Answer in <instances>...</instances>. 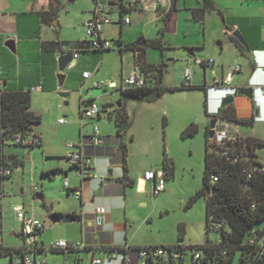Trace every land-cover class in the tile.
Segmentation results:
<instances>
[{
  "label": "crops",
  "instance_id": "crops-1",
  "mask_svg": "<svg viewBox=\"0 0 264 264\" xmlns=\"http://www.w3.org/2000/svg\"><path fill=\"white\" fill-rule=\"evenodd\" d=\"M74 1L75 0H69V2ZM142 1H144V4H139L137 8L129 9L126 7V12L121 15L120 9L123 8V6L125 7L132 2ZM213 1L217 10L209 13L207 17H213L214 15H217L214 17H220L224 24L222 35H224L226 39L216 41L215 47H218L217 49H209V46L207 47V44H204L202 48L197 50L203 55L194 58V62L196 59L214 60L216 65L215 74H213L212 67L201 66L204 71L205 78L203 82L199 84L201 87L206 86L207 88V91H205L206 104L208 97L211 100L219 98L224 94L219 91L208 92L209 88H213L216 81L223 82L229 76H232V82L230 84L232 88L244 87L246 85L256 86L264 84V54L258 53L264 52L263 31L261 29L258 30L259 33L257 34V37L252 33V29L254 28L250 29V27H248L247 30L243 32L244 36L249 41L252 52L256 56L255 63H257L255 68L250 66L252 70L244 76V67L239 65V61L243 59L244 55L231 39L235 31L242 29L240 23L236 22V20L232 17L235 12L233 7L235 0H227L228 2L225 4H223V1ZM94 2L97 4L96 0H94ZM109 2H116L118 4L116 7H118L120 15L123 17H120V21L118 23L120 27L117 28L116 31L109 29V25L105 28L103 36L107 40H110L111 43L116 41L121 42L120 55L122 57L123 51L131 52L127 51V44L139 42L141 45L140 47L142 48L147 46V41L160 39V37L150 39L147 36L146 29L152 24L150 17L154 14H159L160 11L164 10L167 15H172V12L176 8V2L173 3V1L171 2L170 0H104L102 4L108 7ZM195 2V6L192 4L189 6V10L192 14L193 10L201 8L203 5L202 0H196ZM61 6L62 0H0V86L6 91H30L32 94L31 110L42 118L41 124L35 130V132L41 137L40 146L34 148L33 150H28L23 147H8L5 149L6 155L9 156L11 162L13 163V174L11 178L6 179L3 182V192L5 194L3 204L4 215L0 221V233L5 230L4 217L6 211L8 209H12L13 205L19 204H13L12 202H8L6 200L7 195L5 192V182L15 178L16 169L18 167L23 166V169L27 170L26 164L31 163L35 166L36 170L38 169L36 166L37 162H39V154L43 153L46 155L50 152L49 147L51 141H48V139H52V137H54L46 124L53 125L55 127H59L58 125H66L59 123L60 120H66L67 117H60L65 112L62 108V101L57 97L60 92H69L71 94L69 97L70 99L68 103L66 102L67 104L65 103V105H71L72 99H74L75 105V109L73 110L74 113H69L72 118V122H70L69 126L70 129H76L78 131V136H72L73 142L66 145V148L70 150L68 155L73 152H82L86 156L90 157L93 161L94 172L105 180L102 181L100 179L81 178L78 176L77 171L70 168L66 163L64 166L59 164L58 167L52 165H50V167L42 165L40 174H47L51 176V178L58 177V175L56 176V174H54L55 170H62L63 177L65 180L68 179L70 184V189H67L64 183V189L71 197L70 199L74 198L79 202L73 205L69 203L61 205L60 202L58 203L61 205L59 207L54 204L51 207L52 213L49 212L48 215L45 216L38 210V207L34 205V201L37 199V196L43 193V191H39L37 194L34 192V187H36L34 184L36 182L35 178L37 177V174L35 173V169H32L31 176L33 182V200L29 204L23 202L20 205H24L28 211H33L35 216L45 224L44 232L40 235V245L43 249L41 250L40 255H38L36 264H39V262L40 264H49V261L47 260L49 255L55 257V264H84L93 258L103 259V264H121L122 261L120 258L116 259L117 261L107 259L108 253L105 250L117 248L127 250L126 255L123 254L126 258V264H135L132 260V257L134 256L133 252H131L132 248L159 247L148 245L149 243H135L137 236L142 231H148L149 226L153 224L155 220L156 209L149 214L145 213L141 215H137L136 212L133 211L138 204L145 206V203L144 201H141V198L150 193L151 190L153 195V182L144 180L145 174L153 171H146L144 175H140L134 172L130 166H127L130 181L126 182L124 180V170H113L111 162L116 152L120 149L121 144L117 128L116 132L110 133L109 131H105L99 127L101 136L103 137V143L99 146H95L91 143L89 138L93 135L94 124L100 125L99 123L102 122L103 119L113 118L112 110H110L109 107H107V104L102 101L106 97H109L118 91H97L93 87L94 83L99 81H112L118 83L116 80L106 77L107 73H101V68H103L102 58H114V55L105 57V53L110 51L113 48V45L111 49L103 53L88 49L87 45L81 46V43L83 42L74 43L75 41L70 42L72 43L71 46L69 45L66 49H62L60 46L62 41L60 40V37L57 38L53 24L54 21H57L59 18ZM171 7L172 9H170ZM113 8L108 11L110 16L113 13ZM135 14L139 15L141 18H139L141 22L138 24H134L133 17ZM93 16L94 11L90 12V16L85 20L87 21ZM229 16H231L230 20ZM159 17L160 16H158V19ZM125 18H130L131 23L125 24L123 22V19ZM112 24H114L113 20L111 25ZM126 28H129L128 33L130 35L128 40L125 39ZM9 40L15 41V52H11L6 47V43ZM68 42L69 41L66 43ZM46 43H54L55 50L45 48L44 44ZM70 52L75 53L77 55V59H75L72 66L66 71L64 85L60 87L58 80V59L62 55ZM194 52L195 51H193L192 56H194ZM131 53L134 54V52ZM226 54H229L230 56ZM147 57L148 52H146V59ZM93 58H101L95 67L93 64ZM147 62L149 63L148 59ZM189 62L191 61L188 60V63ZM232 63H235L236 65L232 67ZM238 67L241 68L240 71H236V68ZM134 68L135 65L133 69ZM209 71H211L214 76V81L212 83L208 81ZM86 72L91 74L89 79L84 78V73ZM254 72L255 74L252 76ZM113 75V73H109L108 76ZM128 76L129 74L126 75V73L122 72L121 81ZM237 76L240 77L238 78ZM182 80L183 73L181 75V81ZM38 87H41V90H36ZM256 96L258 105H260L262 109L261 116L259 117L263 120L264 99L259 91ZM91 99H97L103 109L102 114L96 119H88L82 116L81 111L84 106L83 104L87 103V101ZM254 106L255 105L250 102L248 104V109H250V111L247 112L248 114L245 117H243L240 115L238 107L235 105L238 117L240 119H249L252 117L251 119L253 120L255 118H259L256 117L255 114L250 116ZM214 109L215 106H211L209 110L213 111ZM75 111L79 113L81 121L78 119L79 117H76ZM58 133L59 132L56 134L57 137ZM75 143L80 145L74 149H70L69 145ZM110 171H112V175L108 177V173L110 174ZM25 172L26 171H24V173ZM109 178L116 181L107 183L106 181ZM168 178H170V176ZM76 190H79L82 194L80 199L76 198L74 195ZM166 190L167 188L160 195L166 193ZM22 191H24V189H22ZM23 194L26 199L29 198L28 194L25 192H23ZM42 195L45 200V195ZM99 207H104L107 210L103 224L101 225H98L96 222V209ZM50 214H58L59 216L72 215L76 218V220L72 223H57L65 224V226H57V224H55L56 226L48 227L45 220L49 219ZM56 227L60 229V240L84 243L86 245V249L81 251L74 250L73 252H54L46 250L48 247L44 240L46 232L47 230H49V232L54 231ZM1 240L3 246L6 247L5 236L3 234L1 235ZM32 255L35 259V255ZM58 256H62L61 259L63 262L59 261V258H57ZM140 259L143 261L141 257Z\"/></svg>",
  "mask_w": 264,
  "mask_h": 264
},
{
  "label": "rangeland",
  "instance_id": "rangeland-1",
  "mask_svg": "<svg viewBox=\"0 0 264 264\" xmlns=\"http://www.w3.org/2000/svg\"><path fill=\"white\" fill-rule=\"evenodd\" d=\"M170 1L176 2V8L172 12V15L168 16L165 10L160 11L159 14L152 15L150 17L152 24L146 29L148 38L160 37L162 41L163 49H148L147 59L149 63L159 64L163 67V86L167 90L154 103H141L134 100L124 101L127 113L132 120V128L125 140L127 145L126 165L130 166L134 172L140 175H144L146 171H164V156L166 151L175 169L173 177H166V193L160 196H153L151 190L150 193L141 198L145 206L138 204L134 208L135 210L133 209L137 215L149 214L156 209L153 224L149 226L148 231H142L137 236L135 243H149L148 245L159 247L164 245L201 246L208 242L218 244L221 241V233L214 229L209 230L208 228L206 198H198L191 207H188V203L203 187L207 129L210 122L206 114V94L199 84L203 82L205 75L201 66L194 63V58L203 55L197 50L202 48L204 44H207L209 49H217L218 47H215L216 41L226 39L222 35L224 24L220 17H214L217 15L206 17L204 22L195 21L192 12L189 10V6L191 4L195 6L196 0ZM219 1H223V4L228 2L227 0ZM95 7L94 0H75L74 2L62 0L60 15L57 19L62 28L60 36V40L62 41L60 46L62 49H66L69 45L71 46L72 43L70 42L72 41L79 43L88 40L84 28L85 19L90 16V12L94 11ZM233 7L235 12L232 17L236 22L240 23L242 29L238 30L248 44L249 41L243 34L248 27L250 29L254 28L252 29V33L256 37L259 33L258 30L261 29L264 33V0H235ZM112 11L113 13L110 18L114 24L110 25L109 29L116 31L120 27L118 23L121 15L118 7L113 8ZM158 16H160L159 19ZM133 18L134 24L141 22L139 15L135 14ZM230 18L231 16H229V20ZM128 30L129 28L125 29L126 40H128L130 35ZM67 41L69 42L66 43ZM120 44L119 41L112 43L113 48L105 53V57L114 55V58H102L103 68H101L102 74L107 73L106 77L114 79L118 83H121L122 72L126 73V75L130 74L135 65L133 53L123 51V57L120 55ZM191 50L195 51L194 56L189 54ZM226 55L230 56L229 54ZM93 59L95 67L101 58ZM188 60L191 62L188 63ZM231 65L233 67L236 64L232 63ZM239 65L244 67V76L252 70L250 60L246 57H243L239 61ZM189 66H192L194 72V87L184 88L182 87L181 75L185 68ZM109 73H113L114 75L108 76ZM208 81L210 83L214 81L211 71L208 72ZM57 98L62 101V108L65 112L60 117H67L66 120L69 123L58 125L59 127L46 124L54 137L48 139V141H51L50 152L46 155L43 153L39 154V162H37L36 166L38 169L36 170L35 166L31 163L26 164L27 170H24L23 166L18 167L15 178L5 182L6 200L8 202H12L13 204L26 202V204H29L34 197L31 171L35 169L37 177L35 178L36 182L34 185L40 192L43 191L41 194H44L46 199L44 201L36 199L34 205L45 216L48 215L45 209L49 208L52 213L51 207L54 204L59 207L64 203L71 205L79 203L74 198L70 199L71 197L64 189L66 180L63 177L62 170L54 171V174L58 175L55 178H51L47 174H40L42 165L58 167L60 164L64 166L65 161L63 160L70 151L66 148V145L73 142L72 136H78V131L70 129L69 126L70 122H72L69 113H74L73 110L75 109L74 99H72L71 105H65L66 102H69L70 98L64 100L59 95ZM121 99L120 93L115 92L111 96L106 97L102 102H105L107 107L116 115L118 109L117 102ZM250 102L249 99L243 96L234 97V104L238 107V111L243 117L250 111L248 109ZM75 112L76 117H79L78 119L80 120L79 113ZM252 114H255V109L250 113V116ZM99 124L94 125H98L110 133L116 132L115 117L113 119H103ZM191 124L198 126V134L192 138H183L182 133ZM57 132H59L58 137L56 135ZM239 132L240 135L248 138L256 137L264 143V119L254 121L253 124H241ZM131 136L134 137L133 142L130 141ZM259 153L264 163V148H261ZM113 170H124V168L115 167ZM24 171L26 172L24 173ZM108 177H110L109 173ZM23 192L28 194L29 198L26 199ZM45 221L48 227L56 226L49 219ZM4 223L5 230L0 234L5 236L6 247L10 249L24 248V241L20 236L21 225L11 209L6 211ZM57 226H65V224H57ZM180 226L184 229L183 238L180 237ZM59 231L60 229L57 227L54 231L49 232L47 230L44 239L47 246L61 239ZM131 252L134 255H132L133 263L145 264V261H141L140 259L138 247L132 248ZM28 256L35 260L32 254ZM61 257L58 256L57 258H59L60 262H63ZM119 258L122 261L121 264H123L126 259L123 253H121ZM186 258V264H192L190 254ZM54 259L55 257L51 255L47 257L49 264H55ZM0 264L25 263L22 254L14 251L0 257Z\"/></svg>",
  "mask_w": 264,
  "mask_h": 264
},
{
  "label": "trees",
  "instance_id": "trees-1",
  "mask_svg": "<svg viewBox=\"0 0 264 264\" xmlns=\"http://www.w3.org/2000/svg\"><path fill=\"white\" fill-rule=\"evenodd\" d=\"M202 1V7L193 10V19L197 22H204L209 13L217 10L213 0ZM123 11L121 15L126 12V7L124 6ZM168 16H171V14H168ZM231 39L242 54L245 55L246 50L241 42L235 36H232ZM89 44L87 40L81 43V46L87 45L88 49H91ZM146 44L147 46L142 48L139 42L126 45L127 51L134 52L135 66L146 75L147 83L144 88L130 89L123 92L121 94L122 107L117 109L116 115L113 114L117 133L121 139L120 149L125 150V152L127 151L125 140L132 128V120L127 113L124 101L134 100L141 103H154L162 97L167 90V88L163 86V67L159 64H150L146 59L147 49H163L162 41L160 39L151 40L147 41ZM44 47L55 50L54 43H46ZM105 51L97 52L103 53ZM182 87L184 86L182 85ZM193 87L194 86L190 88ZM201 88L207 91L206 86ZM0 89V167H10L13 172V163L9 156L6 155L5 149L8 147L32 149L16 143L3 145V140L8 139L14 142L19 135L25 137L39 135L35 130L36 126L41 124L42 118L31 110L32 94L30 91H6L1 86ZM205 106H207L206 114L210 119L208 103H205ZM220 116L239 124L254 123L253 119H240L237 115V109L234 103L222 106ZM198 132V126L196 124H191L184 130L182 137L192 138L195 137ZM130 141H134L133 136L130 137ZM252 143L257 147L264 148V143L256 137L250 139L249 144ZM40 144L38 146H40ZM206 145L203 187L189 201L188 207H191L198 198H206L208 228L209 230H215L216 225H222V229L218 231L221 233V241L218 244L208 242L201 246L186 247L184 245H176L185 250V252L182 251L180 259L175 260L171 257L170 260L166 262L165 259L154 260L153 258H147L145 264H186V257H188L189 254L192 258V264H259V260L256 257L257 249L250 244V238L253 233L264 234V169L261 168L264 166V163L261 160V156L260 154L250 153L248 155H243L238 162L227 161L218 153L222 148L212 143L209 127L207 129ZM124 171V180L126 182L130 181L127 165L124 166ZM164 171L167 177L174 176V164L168 158L166 151L164 156ZM213 174L220 175V181L216 184L211 182V176ZM9 178L11 177L0 178V187L2 190L3 182ZM40 195L43 197L44 201V196L42 194ZM183 230L182 226H180L181 238H183L184 235ZM20 236L24 241L21 232ZM146 248L157 247H144L139 248V250ZM162 248L167 247L162 246ZM41 250L39 251V255ZM14 251L21 253L23 258L27 255L24 248L10 249L3 246L0 249V257L13 253ZM73 251L74 250L68 252ZM105 251L126 253L121 248L106 249ZM193 252L201 254V259L199 261L194 260L195 254ZM123 264H126V259Z\"/></svg>",
  "mask_w": 264,
  "mask_h": 264
},
{
  "label": "built area",
  "instance_id": "built-area-1",
  "mask_svg": "<svg viewBox=\"0 0 264 264\" xmlns=\"http://www.w3.org/2000/svg\"><path fill=\"white\" fill-rule=\"evenodd\" d=\"M104 0H96V8L94 10V16L87 20L84 24L86 35L88 36L89 46L92 50L96 51H105L109 50L112 47V43L110 40H107L104 38V30L107 26L111 25L112 20L110 18V15L108 14V11L110 10L107 6L103 5L102 2ZM144 4V1L142 2H132L128 4L127 8H137L139 4ZM123 22L125 24H130L131 20L130 18L123 19ZM263 53L264 52H259ZM75 59H77V55L75 56ZM196 65L203 66V67H212L213 74H215V63L214 60H200L196 59L194 62ZM241 68H236V71H240ZM91 77V74L86 72L84 73V78L89 79ZM232 82V76H229L226 78L223 82L216 81L215 86L213 88H209L210 91H216V92H223L224 94L217 98L210 100L208 99V112L210 115V119H216L217 123L215 125V128L213 129L214 136L213 138H210L212 143L222 148L221 151L218 153L220 156L225 158L229 162H238L239 159L243 155H248L250 153H256L260 154L259 150L260 147H257L256 145L249 144V141L253 137H245L243 135H240L239 129L240 125L239 123L233 122L228 120L227 118H223L220 116L222 103L225 99H227L229 96H236L238 92V88H231L230 84ZM147 80L146 75L142 73V71L135 66V68L131 71L128 77L124 78L121 83H115L112 81H99L95 82L93 87L97 91L102 90H113L118 91L120 94L123 92L130 90V89H140L144 88L146 86ZM182 85L186 88H190L194 86V72L192 66H189L185 68L183 72V80ZM36 90H41V87L36 88ZM257 91L260 92L261 96L264 99V84L261 86H257ZM0 95H1V89H0ZM82 108V116L88 119H96L99 117L103 109L100 106L97 99H91L87 101V103L83 104ZM215 106V109L213 111H210V107ZM259 119H254V121H257ZM60 124H66L67 121L65 119L60 120ZM93 135L91 136V143L95 146H99L103 143V137L101 136L100 128L98 125H95L93 127ZM10 143H16L21 144L24 146H27L31 148L32 150L36 148L41 143V137L40 135H31V136H17L16 140L13 142L8 139L3 140V145H8ZM80 144H70L69 148L74 149ZM216 149V148H214ZM217 151V150H215ZM65 163L72 169H75L78 173V176L81 178H91V179H100L104 181V178H101L98 174L94 172L93 167V161L90 157L86 156L82 152H73L70 155H68L66 158H64ZM264 169V166L261 167ZM246 173V172H245ZM13 174L10 167L7 166H1L0 167V178H6L11 177ZM145 181L153 182L154 189H153V195L158 196L161 193H163L166 189V173L163 170L159 171H153V172H147L144 176ZM220 181V175L213 174L211 176V182L213 184H216ZM65 187L67 189H70V184L68 179L65 182ZM34 192L37 194L39 193V189L37 187H34ZM74 195L76 198L80 199L82 197V194L79 190H76L74 192ZM4 197L5 194L0 187V221L3 218L4 215ZM12 213L15 215L17 221L21 225V234L24 238V250L27 253V255L24 258L25 264H36V260L38 259L39 251L42 249L40 245V235L45 229V224L43 221L38 219L33 211H28L27 208L24 205H13L12 206ZM107 213L106 208L99 207L96 209V222L98 225L103 224L104 217ZM222 225H216L215 230L220 231L222 229ZM0 231H1V225H0ZM250 244L255 246L257 249V259L259 260V264H264V234H257L253 233L250 238ZM3 247V243L1 240V234H0V249ZM167 248L157 247V248H146L139 250V255L143 259V261H146L147 258H153L154 260L157 259H165L166 262L170 260L171 257H173L175 260L181 258L182 251L185 252V250L182 249V247H177L176 245L173 246H165ZM86 249V245L84 243H75L73 241H66V240H59L57 242L52 243L50 246L46 248V250H53V251H81ZM126 253L127 250L123 249ZM187 251V250H186ZM108 260H116L120 257L121 253L117 251H108ZM125 253V255H126ZM195 254L194 260L199 261L201 259V254L193 252ZM34 254L35 260L31 259L28 255ZM104 260L101 258H93L89 262L84 264H103Z\"/></svg>",
  "mask_w": 264,
  "mask_h": 264
},
{
  "label": "water",
  "instance_id": "water-1",
  "mask_svg": "<svg viewBox=\"0 0 264 264\" xmlns=\"http://www.w3.org/2000/svg\"><path fill=\"white\" fill-rule=\"evenodd\" d=\"M117 5L118 4L116 2H109L108 3V8H113V7H116ZM53 24H54L56 36H57V38H59L61 36V26H60L58 21H54ZM233 36H235L241 42V44L244 46V48L246 50V53L250 55L249 60H250L251 66L253 68H255L256 67V63H255L256 56H255L254 53H252V50H251V47L249 46V44L244 40V38L242 37V35H241L239 30L235 31L233 33ZM6 47L11 52H15V41L9 40L6 43ZM189 54L193 55V51H190ZM75 56H76L75 53L70 52V53L62 55L58 59V69H59L58 80H59L60 87H62L64 85V81H65V78H66L65 73L72 66L73 62L75 61ZM254 74H255V72L253 73L252 76H254ZM256 94H257L256 89L251 88V87H248V88L243 87V88L238 89V92H237L236 96H243V97H246L247 99H249L250 101H253L254 103H257ZM58 95L62 99L67 100V99H69L71 94L69 92H60ZM236 96H229L227 99H225L223 101L222 106H227V105L233 104L234 103V97H236ZM117 107L118 108L122 107V100H119L117 102ZM261 112H262V109H261L260 106H258V108L256 109V112H255V116L256 117L261 116ZM216 123H217L216 119H212L209 122L210 138H213V136H214L213 129L215 128ZM89 139L91 140V137ZM125 163H126V152L123 149H119L116 152V154L113 157V159H112L111 167L112 168H114V167H124ZM111 175H112V171H110V176ZM115 181L116 180H113V179L109 178V179H107L106 182L107 183H111V182H115ZM37 199L43 200V197L41 195H38ZM45 211H46V213L50 212L49 208H46ZM49 220L53 224H57L59 222L72 223V222H74L76 220V218L74 216H72V215L59 216L58 214H50L49 215Z\"/></svg>",
  "mask_w": 264,
  "mask_h": 264
},
{
  "label": "flooded vegetation",
  "instance_id": "flooded-vegetation-1",
  "mask_svg": "<svg viewBox=\"0 0 264 264\" xmlns=\"http://www.w3.org/2000/svg\"><path fill=\"white\" fill-rule=\"evenodd\" d=\"M120 12H121V13L124 12V11H123V8L120 9ZM244 57H246V58L249 59V58H250V55L246 53V54L244 55ZM251 67H252V66H251ZM244 87H245V88H248L249 85H246V86H244ZM236 88H238V87H236ZM240 88H241V87H239L238 89H240ZM251 102L255 105V106H254V109H255V112H256V105H257V104L254 103L253 101H251Z\"/></svg>",
  "mask_w": 264,
  "mask_h": 264
},
{
  "label": "clouds",
  "instance_id": "clouds-1",
  "mask_svg": "<svg viewBox=\"0 0 264 264\" xmlns=\"http://www.w3.org/2000/svg\"><path fill=\"white\" fill-rule=\"evenodd\" d=\"M109 9H111V8H109ZM259 53V52H258ZM256 65H257V63H256ZM252 78V77H251ZM257 86H261V85H256V86H249V87H251V88H254V89H256V91H257ZM231 87V86H230ZM232 88V87H231ZM241 88H243V87H241ZM209 92V91H208ZM211 92V91H210ZM258 92V91H257ZM208 99H209V97H208ZM208 99H207V103H208ZM217 99V98H216ZM211 100H213V99H211ZM257 106H259L258 105V100H257ZM256 119H259V120H261V118L259 117V118H256ZM212 119H210V121H211Z\"/></svg>",
  "mask_w": 264,
  "mask_h": 264
}]
</instances>
